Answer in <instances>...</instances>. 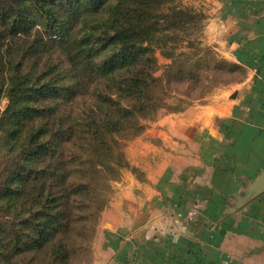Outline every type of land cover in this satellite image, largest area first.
Instances as JSON below:
<instances>
[{"label":"trees","instance_id":"obj_1","mask_svg":"<svg viewBox=\"0 0 264 264\" xmlns=\"http://www.w3.org/2000/svg\"><path fill=\"white\" fill-rule=\"evenodd\" d=\"M171 2L0 0V100L6 87L9 99L0 112V213L3 220L16 217L9 223L11 230L18 223L29 231L2 246L6 252L0 253V264H10L18 252L42 254L69 219L71 225L79 223L83 218L78 213L91 209L92 200L85 202L90 187L73 183L71 173L90 170L85 155L117 153L120 158L121 144L114 137L136 131L138 115L144 118L154 108L156 59L148 43L160 33L168 18L163 9ZM31 14L46 24L33 31ZM181 14L173 9L171 19ZM68 23L73 24L71 34L61 41L51 38L50 32L64 31ZM47 51L68 61L73 87H64L55 63L49 74L54 77L44 81L36 62ZM20 55L35 59L32 71L17 59ZM91 87L95 106L77 116L69 114L74 112L66 109L69 103ZM70 149L76 152L69 155ZM103 165L91 169L103 176ZM66 206L76 209H70L73 218ZM55 246L52 263L70 264L63 245Z\"/></svg>","mask_w":264,"mask_h":264},{"label":"crops","instance_id":"obj_2","mask_svg":"<svg viewBox=\"0 0 264 264\" xmlns=\"http://www.w3.org/2000/svg\"><path fill=\"white\" fill-rule=\"evenodd\" d=\"M208 1L230 27L225 57L247 77L176 116L174 151L145 143L99 264H264V193L217 223L222 204L264 174V0Z\"/></svg>","mask_w":264,"mask_h":264},{"label":"rangeland","instance_id":"obj_3","mask_svg":"<svg viewBox=\"0 0 264 264\" xmlns=\"http://www.w3.org/2000/svg\"><path fill=\"white\" fill-rule=\"evenodd\" d=\"M214 6L208 0H173L164 7L163 13L168 18L159 27L160 33L154 36L152 42L148 43L156 59V69L152 72L156 83L151 90L154 108L152 107L144 118L141 117L142 115H138L139 128L136 131L114 137L121 144L120 158L117 153L115 156L108 155L104 158H99L94 153L85 155L84 158L88 162L87 168L90 170L83 174L71 173V175L73 174V180H71L73 183L81 182L88 185L91 190V196L85 199L87 204L92 200L91 209L87 213H78L83 221L71 225L72 219H69L60 235L57 236L58 238L54 243H50L42 254L18 252L10 264H39V261L42 264H53L51 260L56 258L58 250L55 245L57 244L63 245L67 253L70 254V264H99L101 254L111 243L110 235L102 234L109 221H114L109 215V211L111 213V207L118 199H122L124 202L128 200V185L131 184L133 176L138 175L135 172L137 169L131 162L134 160L143 162L144 151L148 149L145 143L149 145L150 141L157 146L165 145L167 149L174 151L175 147H178L175 142L176 135L175 133L167 134L166 129L172 128L171 131H174L176 116L183 115L194 107L207 104L209 100L231 90L236 84L246 79L247 67L225 57L229 49H235L232 48L231 43L221 42L225 29L229 30L230 27H225V12L213 9ZM173 9L182 13L179 18L174 20L171 19ZM215 17L216 21L213 20ZM33 18L30 27L33 31L38 29V26L46 24L45 19H39L35 14H31L29 20ZM73 24L68 23L64 31L50 32L51 38L61 41L63 37L71 34L69 31ZM17 59L28 67L27 70L35 61L33 58H24L22 55ZM36 63L39 64V70L44 72V81H49L54 77L49 74L51 72L50 64L55 63L60 66L57 73L64 80V87L74 86L71 67L60 53L52 55L47 51L42 57H38ZM94 89L91 87L84 97L70 102L68 107L64 106L63 109L73 108L74 112L68 113L77 116L84 110L93 108L96 102ZM7 91L6 87L0 100V112L5 111L9 105ZM122 105L125 106V103ZM168 135H173V137H168ZM185 136L187 137V135L180 137L185 138ZM73 151L76 152L74 149ZM73 151L70 149L69 153L71 154L69 155H72ZM103 163V166L106 167L105 174L98 176L91 167ZM232 198H228V202L222 204L223 209L230 205ZM72 205H75V202H72ZM66 209L69 215L70 209L72 212H76V209L74 210L72 207L66 206ZM112 212H116L115 209ZM238 212L225 213V216L218 212L217 215L220 214V216L217 223L223 222L224 218ZM70 216L73 218L72 215ZM15 219L16 217H7V220H3L0 213L2 226L0 253L6 252L3 245L14 242L20 235H29V231L18 223L15 229L11 230L9 223L15 222ZM234 222L238 223L239 219ZM1 264L6 263L1 262Z\"/></svg>","mask_w":264,"mask_h":264},{"label":"water","instance_id":"obj_4","mask_svg":"<svg viewBox=\"0 0 264 264\" xmlns=\"http://www.w3.org/2000/svg\"><path fill=\"white\" fill-rule=\"evenodd\" d=\"M262 193H264V174L257 178L247 188L234 195L230 205L226 208L225 213L231 214L240 210Z\"/></svg>","mask_w":264,"mask_h":264}]
</instances>
